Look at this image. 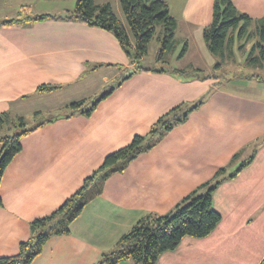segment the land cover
<instances>
[{
  "label": "crops",
  "instance_id": "0c3cea01",
  "mask_svg": "<svg viewBox=\"0 0 264 264\" xmlns=\"http://www.w3.org/2000/svg\"><path fill=\"white\" fill-rule=\"evenodd\" d=\"M8 1L0 0L1 21L16 18L21 10L9 3L5 11ZM114 1L126 26L120 0ZM163 1L177 21L176 38L188 49L193 43L207 48L203 32L213 20L215 0ZM232 2L253 19L264 16V0ZM105 3L110 2L100 4ZM65 14L44 20L30 14L33 20L0 26V115L38 119L42 111H51V98L68 96L65 113L30 127L39 126L22 137L21 151L3 174L0 257L16 255L31 236V222L56 211L109 154L147 135L161 117L182 107L190 110L186 120L104 179L70 233L51 237L32 264L98 263L143 217L169 213L223 168L226 179L213 193L221 222L207 237H185L157 264H260L264 248L257 249L251 239L264 238V77L253 81L256 75H245L243 81L224 83L212 73L141 67L112 32L67 20ZM250 44L243 49L244 61ZM125 76L130 77L121 82ZM114 80L110 95L91 115L69 109L74 101L93 102Z\"/></svg>",
  "mask_w": 264,
  "mask_h": 264
},
{
  "label": "trees",
  "instance_id": "16d2710c",
  "mask_svg": "<svg viewBox=\"0 0 264 264\" xmlns=\"http://www.w3.org/2000/svg\"><path fill=\"white\" fill-rule=\"evenodd\" d=\"M120 3L133 40L110 3L98 4L97 0H77L75 8L67 11L64 18L112 32L136 64L148 53L149 44L161 26V47L157 60L163 61L176 47L177 21L171 16L168 4L163 0H120ZM25 8L23 6L19 15L12 20H0V26L20 25L33 20ZM48 17L55 18L51 15H39L37 19L44 20ZM203 37L212 55L221 58L216 68L222 67L227 61H236L235 47L237 42H240L238 50H243L248 43H252L244 64L264 69V16L253 19L240 12L232 0H215L213 20L204 28ZM187 49L186 43L181 56ZM177 71L187 73L184 69ZM129 77L125 76L121 82ZM58 88L40 87L41 90L48 91ZM110 93L105 92L92 103L83 99L71 103L68 107L72 112L78 111L88 116ZM202 102L203 99L199 100L192 109L199 107ZM189 112L190 110L185 111L182 107L171 110L151 127L147 135H137L129 145L109 154L103 165L92 176L87 177L82 187L67 198L56 211L31 222L30 238L21 242L16 255L0 257V264H32L43 252L51 237L70 233L71 223L84 206L100 193L101 182L104 179L124 169L126 164L139 154L151 149L166 132L185 121ZM25 126L26 120L22 116L12 119L8 113L0 115V184L6 168L22 149V137L39 126L22 129L13 135L3 133H8L11 127ZM250 161L251 158L244 161L238 171ZM225 172V168L221 169L213 180L187 195L169 213L148 214L143 217L122 236L115 248L104 253L96 264H120L122 261H131L133 264H157L161 254L177 249L185 237L204 238L210 235L222 219L221 214L213 208V193L226 179ZM2 203L0 195V206Z\"/></svg>",
  "mask_w": 264,
  "mask_h": 264
},
{
  "label": "rangeland",
  "instance_id": "374dc122",
  "mask_svg": "<svg viewBox=\"0 0 264 264\" xmlns=\"http://www.w3.org/2000/svg\"><path fill=\"white\" fill-rule=\"evenodd\" d=\"M102 2H110L114 8L116 9L115 1L114 0H97V3L100 4ZM9 3L12 5H16L17 8H22L25 6L27 9V13L31 15H52V16H59L64 15L66 12V9L73 10L76 6L77 0H9L8 6H5V11H9ZM7 13V12H5ZM127 28L130 31V28L128 26V23H126ZM131 32V31H130ZM162 34V27L159 26L157 29V33L152 39V41L149 44V50L148 53L139 60L138 65L141 67H151L155 69H159L162 67L169 68L171 71H177L181 70V68H176L178 65L179 67H184L185 71L188 73H197L200 75H207V74H214L218 75L219 78H221L222 82L226 83L227 79H233V80H239L243 81L242 79H245L246 77H243L245 75H256L253 78L249 80H258L262 77H264V69L254 68V67H245L244 66V50H238V47L240 45V42H237L236 44V63L227 61L226 64H223L222 67L216 68V64L221 60L220 57H216L212 55L208 47L202 45H196V43H193L187 51L181 56L182 51L185 47L186 42L176 38V47L175 49L167 54L165 59L163 61L157 60V54L158 50L161 47L160 37ZM132 35V33H131ZM250 44V43H249ZM247 48V53L249 54L250 49L252 48V43ZM201 60L203 62H201ZM177 61H180L177 65ZM185 63V65L183 64ZM108 70H105L106 72ZM122 77V76H121ZM226 80V81H225ZM223 83V84H224ZM116 84V80L113 82H110L109 84H105L97 93L95 97H99L103 95L105 92L110 91V89ZM70 96V95H69ZM93 97V96H92ZM68 98L67 94H61L57 97L51 98L50 105H51V111L48 112L47 110L42 111V115L38 119L28 118L26 117V125L25 127H11V130L9 133L4 132L3 135H13L16 133H19L22 129L30 128L33 125H36L43 121L48 115L55 116L59 113H65L66 109L63 107L65 105V101ZM75 102V101H74ZM49 103V102H48ZM73 103V102H72ZM92 103V102H91ZM49 105V104H48ZM20 122H18V125ZM221 199V197H219ZM250 211V209H249ZM247 211V212H249ZM254 213V212H253ZM252 244L256 245L257 249L264 248V238L261 239H251Z\"/></svg>",
  "mask_w": 264,
  "mask_h": 264
},
{
  "label": "built area",
  "instance_id": "2783aa9c",
  "mask_svg": "<svg viewBox=\"0 0 264 264\" xmlns=\"http://www.w3.org/2000/svg\"><path fill=\"white\" fill-rule=\"evenodd\" d=\"M260 264H264V260Z\"/></svg>",
  "mask_w": 264,
  "mask_h": 264
}]
</instances>
